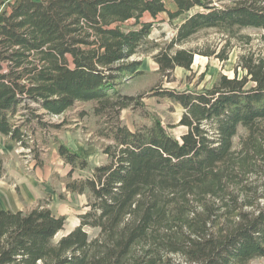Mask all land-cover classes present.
I'll use <instances>...</instances> for the list:
<instances>
[{"label": "trees", "instance_id": "1", "mask_svg": "<svg viewBox=\"0 0 264 264\" xmlns=\"http://www.w3.org/2000/svg\"><path fill=\"white\" fill-rule=\"evenodd\" d=\"M164 13L170 24L189 16L162 44L151 36ZM246 29L264 34V0H0V136L35 167L55 151L71 168L64 192L88 198L79 225L57 243L66 218L47 205L0 210V264L264 259V57L241 56L244 75L221 74L211 88L159 83L138 96L124 93L147 75L136 57L152 55L154 75L172 82L177 68L192 71L196 55L228 61L231 39ZM208 30L227 36L220 51L177 48ZM147 94L184 109L169 125L187 129L180 139L145 110ZM77 103H94L95 136L107 157L80 179L74 173L89 170L88 159L60 139L68 120L53 122ZM129 108L151 125L130 130L121 118ZM4 165L0 155V180ZM87 228L98 234L90 238Z\"/></svg>", "mask_w": 264, "mask_h": 264}, {"label": "rangeland", "instance_id": "2", "mask_svg": "<svg viewBox=\"0 0 264 264\" xmlns=\"http://www.w3.org/2000/svg\"><path fill=\"white\" fill-rule=\"evenodd\" d=\"M15 1L6 0L9 3ZM167 9L174 11L176 8L168 2ZM188 16L189 14L184 15L173 24H170L166 13L159 15L155 20L156 26L151 38L165 44L176 35L175 26L181 25ZM146 20L151 19L146 17ZM226 39L225 34L208 30L197 34L177 48L199 51L215 50L218 52L225 45ZM231 47L229 60L225 62L215 57L208 58L196 55V63L193 64L192 71L188 72L185 69L177 68L172 77V82H167L166 78L154 75L157 65L152 55L136 57V59L142 61L141 70L145 71L147 75L129 81L124 87V93L138 96L159 83H162L164 88L171 90L183 91L194 87L201 90L211 88L221 74L233 78L236 71L239 78H241L244 75V71L238 66L241 56L264 57V34L256 29L243 30L237 37L231 39ZM142 101L145 110L159 117L172 136L180 139L187 131L185 127L169 126L178 124L184 113V109L179 104L169 99L150 97L149 94ZM94 106V103H77L64 116L53 119V122L57 123L64 119L68 120L69 125L60 133V139L69 147L80 151L88 159L89 170H76L74 173L76 179L87 177L91 169L107 163V157L102 151L103 141L98 140L95 136L97 118L93 114ZM121 118L132 131L151 125L150 119L139 108H129L122 111ZM245 135V130L241 129L239 137L235 140L236 147H238L239 140ZM9 145L10 142L6 138L0 137V155L5 160V172L2 179L16 192V196L25 210H31L42 203L47 205L54 215L66 218L64 229L54 238L53 242L57 243L79 224V215L88 210L86 207L88 198L87 196L66 194L64 192L63 179L71 168L59 159L55 151L49 154L45 166L39 168L35 167L34 161L30 159L31 157L25 158L20 155L22 149L17 148V146L11 148ZM44 158H46V154ZM261 182H264V180H261ZM86 231L90 238L98 234L97 229L87 228ZM250 264H264V259H256Z\"/></svg>", "mask_w": 264, "mask_h": 264}, {"label": "crops", "instance_id": "3", "mask_svg": "<svg viewBox=\"0 0 264 264\" xmlns=\"http://www.w3.org/2000/svg\"><path fill=\"white\" fill-rule=\"evenodd\" d=\"M196 57L197 56H195V58ZM195 63L196 62L194 59L193 64H195ZM9 146L11 148H16V145L12 142H10ZM2 178H4V177H2ZM0 210L11 211V212L30 211V210L24 209L22 203L20 202V200L16 196V192L12 188H10V186L7 185V183L3 179L0 180ZM79 223H80V221H79Z\"/></svg>", "mask_w": 264, "mask_h": 264}, {"label": "water", "instance_id": "4", "mask_svg": "<svg viewBox=\"0 0 264 264\" xmlns=\"http://www.w3.org/2000/svg\"><path fill=\"white\" fill-rule=\"evenodd\" d=\"M78 225H79V224H78ZM78 225H77V226H78Z\"/></svg>", "mask_w": 264, "mask_h": 264}]
</instances>
